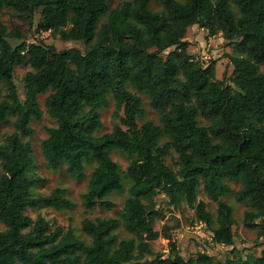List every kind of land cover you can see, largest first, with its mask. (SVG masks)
Segmentation results:
<instances>
[{"label": "trees", "instance_id": "obj_1", "mask_svg": "<svg viewBox=\"0 0 264 264\" xmlns=\"http://www.w3.org/2000/svg\"><path fill=\"white\" fill-rule=\"evenodd\" d=\"M114 1L0 0V13L10 9L33 24L39 12L37 32L84 45L58 50L28 41L0 19V125L14 118L13 132L0 143V264H264V248L260 255L236 249L234 209L222 199L233 193L230 182L240 183L235 200L252 207L244 226L264 240V0H159L160 11L151 9V0H126L112 9ZM195 26L208 38L221 34L236 52L226 56L233 66L229 81L217 79L216 61L189 53L186 36ZM25 64L30 70L21 92L15 70ZM49 91L45 107L57 125L41 143L47 167L66 165L80 180L96 163L82 196L87 210L115 209L108 197L130 182L117 216L81 222L89 241L71 226L53 229L40 212L28 214L74 206L62 188L36 193L43 179L27 176L31 122L42 118L39 96ZM140 94L149 97L158 124L139 126L145 115ZM110 96L115 124L96 135ZM113 150L128 159L125 171ZM201 186L217 203L216 217L198 198ZM159 195L176 210H194L214 246L231 247V256L214 261L204 243V252L186 258L170 237L168 256L155 252L151 243L161 236L156 223L165 218Z\"/></svg>", "mask_w": 264, "mask_h": 264}, {"label": "rangeland", "instance_id": "obj_2", "mask_svg": "<svg viewBox=\"0 0 264 264\" xmlns=\"http://www.w3.org/2000/svg\"><path fill=\"white\" fill-rule=\"evenodd\" d=\"M126 0H115L110 3L111 8L114 9L123 4ZM151 9L153 11L162 10V4L159 0H151ZM40 18L39 12L35 13L34 23L31 24L24 18L17 16L10 9H4L0 13V19L7 25L9 30L12 28H19L24 34V37L28 41H42L48 45L55 46L58 50H64L67 48H80L84 50V45L79 42H64L59 35L51 34L50 32H37L36 26ZM106 20V16L101 20L100 24ZM186 39L190 42L189 53L206 63L216 61L217 79L230 80L233 66L230 60L226 57L228 54H235L232 48L226 45V41L222 35L207 37V32L201 28L195 26L192 30L189 29ZM30 70L28 64L20 65L16 67L15 79L22 92V79L27 71ZM129 89H133L129 86ZM51 92H47L44 95L39 96V102L43 110V115L40 120L33 119L31 122L32 127L35 130L34 136L30 139L33 146V165L28 171L27 176L30 178H42L43 182L34 188L36 193L48 194L55 188H62L66 191V197L74 204L72 209L57 210L54 208L45 207L41 210H29L28 214L32 217H36L40 212L53 226H62L65 230L71 226L76 235L89 241V238L83 233L81 222L85 218H103L114 217L121 211L124 201L128 196V189L130 182L125 181L124 192L121 194L112 193L108 199L115 203L116 208L113 210H106L103 208H94L87 210L82 203V196L87 191L89 178L96 166L95 162H92L86 168V176L83 179H74L68 172L66 165H63L59 171H53L49 169L43 158L41 152V143L48 137V129L57 125L56 121L48 114L45 107V99ZM5 91L2 84H0V100L4 97ZM143 99V107L145 109V115L143 118L138 119L139 126L143 125L147 121H153L159 123L158 113L151 107L149 97L145 94H140ZM110 104L108 107L100 110L101 119L103 122V129L96 132V135H103L110 132L115 124L113 116L115 111V104L112 96L109 97ZM14 118H9L4 124L0 125V143L6 134L13 132ZM202 125H207L208 122L200 118ZM111 157L116 161L122 171H125L128 166V159L121 154L118 150L111 152ZM168 164L174 166V160L170 157L167 159ZM1 172V166H0ZM230 186L233 189V193L225 195L222 199L228 203L234 209V217L237 221L236 226L233 228L235 233V247L242 255L254 254L260 255L264 248V240L258 239V231L246 228L243 223L244 214L246 211L252 209V207L246 203H238L235 200L234 193L238 190L240 183L230 182ZM199 200L207 203L208 210L212 212L214 217L217 215V203L210 200L203 191L201 186ZM157 207L165 213V218L156 223V230L161 233V236L153 241L152 247L155 252L168 256L170 251L169 240L170 237L179 248L181 254L186 257H196L197 254L204 252L203 244L207 243L211 247L209 254L213 257L214 261L225 260L231 256V247L214 246L211 242V234L207 227H200L196 219L195 212L188 206L184 205L181 209L176 210L171 207L168 200L163 196L157 197ZM128 237L127 235H122ZM152 259L148 262H139L138 264H150ZM157 264V263H155ZM198 264V263H196Z\"/></svg>", "mask_w": 264, "mask_h": 264}, {"label": "built area", "instance_id": "obj_3", "mask_svg": "<svg viewBox=\"0 0 264 264\" xmlns=\"http://www.w3.org/2000/svg\"><path fill=\"white\" fill-rule=\"evenodd\" d=\"M204 226H205V224L201 223L200 227H204Z\"/></svg>", "mask_w": 264, "mask_h": 264}, {"label": "crops", "instance_id": "obj_4", "mask_svg": "<svg viewBox=\"0 0 264 264\" xmlns=\"http://www.w3.org/2000/svg\"><path fill=\"white\" fill-rule=\"evenodd\" d=\"M192 29H193V28H190V30H192ZM219 35H221V34H219ZM217 36H218V35H217ZM214 37H216V36H214ZM211 38H212V37H211ZM211 38H210V39H211Z\"/></svg>", "mask_w": 264, "mask_h": 264}]
</instances>
